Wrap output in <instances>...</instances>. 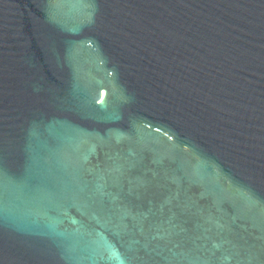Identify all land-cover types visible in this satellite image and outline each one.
<instances>
[{
    "label": "water",
    "instance_id": "95a60500",
    "mask_svg": "<svg viewBox=\"0 0 264 264\" xmlns=\"http://www.w3.org/2000/svg\"><path fill=\"white\" fill-rule=\"evenodd\" d=\"M0 264H264V0H0Z\"/></svg>",
    "mask_w": 264,
    "mask_h": 264
}]
</instances>
